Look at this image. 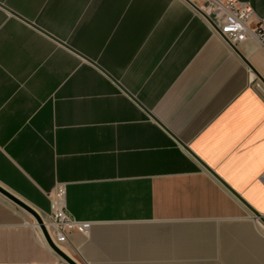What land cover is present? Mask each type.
I'll list each match as a JSON object with an SVG mask.
<instances>
[{
  "label": "crops",
  "instance_id": "1",
  "mask_svg": "<svg viewBox=\"0 0 264 264\" xmlns=\"http://www.w3.org/2000/svg\"><path fill=\"white\" fill-rule=\"evenodd\" d=\"M201 163L264 216V98L188 3L0 0V187L44 213L62 189L90 223L61 246L75 264H236L256 218ZM12 218L0 208V264H67Z\"/></svg>",
  "mask_w": 264,
  "mask_h": 264
},
{
  "label": "built area",
  "instance_id": "2",
  "mask_svg": "<svg viewBox=\"0 0 264 264\" xmlns=\"http://www.w3.org/2000/svg\"><path fill=\"white\" fill-rule=\"evenodd\" d=\"M198 8L209 20L208 22L204 19L213 33L227 47L233 45L237 48L248 38H253L264 50V17H256L248 3L238 0H204V4ZM259 180L264 185V173ZM46 217L50 228L46 232L52 244L59 250L70 233L85 234L90 228V223L76 221L66 212L61 188L50 195ZM43 240L46 244L44 237ZM46 246L48 247L47 244Z\"/></svg>",
  "mask_w": 264,
  "mask_h": 264
},
{
  "label": "rangeland",
  "instance_id": "3",
  "mask_svg": "<svg viewBox=\"0 0 264 264\" xmlns=\"http://www.w3.org/2000/svg\"><path fill=\"white\" fill-rule=\"evenodd\" d=\"M256 58L255 60L251 57L250 62L252 63L253 67L256 69V71L264 78V54L258 50L255 52ZM257 59V60H256ZM251 72V71H250ZM252 75V84L253 88L264 98V85L259 81V79L251 72ZM0 208H3L5 210L12 211L13 213V221H27L30 224H35V218L23 210L21 207L17 206L4 196L0 194ZM36 213L39 215L40 218L44 219V221L48 224L47 222V213L34 210ZM257 222H260L259 219H256L253 221V223L249 222H244V225L241 227H246L247 232L245 235L237 236L238 242H242L243 246L248 249H242V250H237V261L236 264H262L264 262L259 261V258L256 256V251L254 249L249 248L248 244L249 242H257V240L252 236L250 233V230L252 229L253 234L255 237H258L260 239L264 238V227L260 225V223L257 224ZM249 223V224H248ZM239 227V228H241ZM35 228V227H34ZM238 228V229H239ZM36 229V228H35ZM34 229V232H35ZM36 234V233H35ZM43 237V235H42ZM263 237V238H261ZM246 238V239H245ZM44 241V240H43ZM239 253L241 256H239ZM252 255V256H251Z\"/></svg>",
  "mask_w": 264,
  "mask_h": 264
},
{
  "label": "water",
  "instance_id": "4",
  "mask_svg": "<svg viewBox=\"0 0 264 264\" xmlns=\"http://www.w3.org/2000/svg\"><path fill=\"white\" fill-rule=\"evenodd\" d=\"M186 3H188L198 14H200L204 19H206L208 22L209 20L203 15V13L200 11V9L194 5L193 3H191L188 0H184ZM11 12V11H9ZM12 13V12H11ZM14 15H16L15 13H12ZM18 16V15H16ZM31 24L33 27L37 28L35 25ZM214 27V26H213ZM59 44L65 46L66 48H69L67 45H65L64 43L57 41ZM230 48L238 55V57H240V59L246 64V66L249 68V70L259 79V81L264 85V78L255 70V68L246 60V58L240 53V51L234 47L233 45H230ZM70 49V48H69ZM72 50V49H71ZM76 52V51H74ZM76 54H78L79 56H81L84 60L90 62L91 64H94L93 61L83 57L82 55H80L79 53L76 52ZM97 68H99L100 70H102L100 67H98L97 65H95ZM113 80V79H112ZM202 167L205 169V171L211 175L213 177V179L222 187L224 188L232 197H234L240 204H242L244 207H246L247 209H249L252 214L255 216V218L259 219L260 222L264 225V216L260 215L259 213H257L254 209H252L248 203H246L229 185H227L216 173H214L211 169H209L204 163H201ZM0 194L2 196H4L5 198H7L8 200H10L11 202H13L14 204H16L17 206L21 207L23 210H25L26 212H28L29 214H31L36 221L38 222V224L40 225V229L42 232V235L45 239L46 244L48 245V247L50 248V250L57 256L59 257L62 261H64L67 264H75L67 255H65L61 250L57 249L51 242L45 227L41 224L42 221L39 217V215L36 213V211H34V209H32L30 206H28L27 204L23 203L22 201L18 200L15 196H13L12 194L8 193L7 191H5L4 189H2L0 187Z\"/></svg>",
  "mask_w": 264,
  "mask_h": 264
},
{
  "label": "bare ground",
  "instance_id": "5",
  "mask_svg": "<svg viewBox=\"0 0 264 264\" xmlns=\"http://www.w3.org/2000/svg\"><path fill=\"white\" fill-rule=\"evenodd\" d=\"M41 219V221H42V225L45 227V229H48V230H50V228H49V226H48V224L44 221V219H42V218H40ZM257 219V218H256ZM35 220V224H33V226L36 228V232H37V235L39 236V238L41 237V238H43L42 237V232H41V229H40V225L38 224V222L36 221V219H34ZM261 223V222H260ZM262 224V223H261ZM263 225V224H262ZM264 226V225H263Z\"/></svg>",
  "mask_w": 264,
  "mask_h": 264
}]
</instances>
